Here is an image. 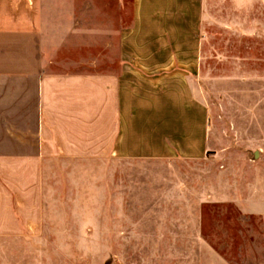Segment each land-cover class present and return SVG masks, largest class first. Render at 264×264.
<instances>
[{"label":"rangeland","instance_id":"rangeland-1","mask_svg":"<svg viewBox=\"0 0 264 264\" xmlns=\"http://www.w3.org/2000/svg\"><path fill=\"white\" fill-rule=\"evenodd\" d=\"M140 1L168 11L165 26L185 25L186 56L202 58L168 129H125L138 154L164 151L150 136L168 135L170 157L46 162L42 233L0 239V264H264V0ZM43 3L62 35L76 24L81 38L85 4L125 27L133 0ZM81 47L75 61L89 57Z\"/></svg>","mask_w":264,"mask_h":264},{"label":"crops","instance_id":"crops-1","mask_svg":"<svg viewBox=\"0 0 264 264\" xmlns=\"http://www.w3.org/2000/svg\"><path fill=\"white\" fill-rule=\"evenodd\" d=\"M44 1L0 0V239L41 235L43 166L50 160L170 157L168 135L150 136L164 151L138 154L137 134L127 142L125 129L150 120L168 129L165 114L181 112L173 96L191 80L187 67L195 75L202 61L186 56V26L162 24L169 12L161 7L143 10L148 4L133 0L131 22L122 27L111 25L105 7L85 4L79 38L76 24L62 35ZM75 46L88 59L71 58ZM107 65L115 68L96 69ZM138 103L150 112L145 118L135 115Z\"/></svg>","mask_w":264,"mask_h":264}]
</instances>
